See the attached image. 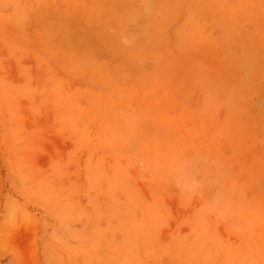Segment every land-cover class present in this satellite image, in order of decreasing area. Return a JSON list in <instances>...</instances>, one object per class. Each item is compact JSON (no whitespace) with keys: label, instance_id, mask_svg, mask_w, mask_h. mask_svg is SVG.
I'll list each match as a JSON object with an SVG mask.
<instances>
[{"label":"rangeland","instance_id":"obj_1","mask_svg":"<svg viewBox=\"0 0 264 264\" xmlns=\"http://www.w3.org/2000/svg\"><path fill=\"white\" fill-rule=\"evenodd\" d=\"M0 264H264V0H0Z\"/></svg>","mask_w":264,"mask_h":264}]
</instances>
